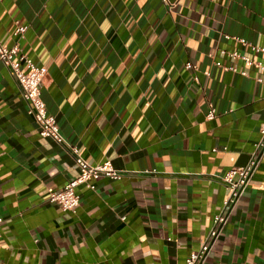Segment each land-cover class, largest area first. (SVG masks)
Here are the masks:
<instances>
[{
	"label": "crops",
	"instance_id": "obj_1",
	"mask_svg": "<svg viewBox=\"0 0 264 264\" xmlns=\"http://www.w3.org/2000/svg\"><path fill=\"white\" fill-rule=\"evenodd\" d=\"M168 2L0 0V45L45 69L61 136L124 173L79 186L75 213L47 202L79 171L38 135L0 63V264H185L198 250L228 196L221 178L247 163L264 123V73L243 60L264 65V0ZM258 158L201 264H264Z\"/></svg>",
	"mask_w": 264,
	"mask_h": 264
},
{
	"label": "built area",
	"instance_id": "obj_2",
	"mask_svg": "<svg viewBox=\"0 0 264 264\" xmlns=\"http://www.w3.org/2000/svg\"><path fill=\"white\" fill-rule=\"evenodd\" d=\"M167 5H171L168 0H161ZM26 28L17 26L13 33L14 37H22ZM242 45L246 43L239 41ZM257 53L264 55V49H254ZM224 54V52H222ZM231 56H237V54H231ZM244 62L251 67L259 69L264 73V65L261 62L253 61L244 57ZM0 63L6 67L13 75L17 82L21 97L28 107V114L33 118L37 129L38 135L44 139H50L56 144L60 145L68 152L73 158L75 166L78 169V176L66 183L64 187L59 190L52 188L46 189V200L50 204L57 205L63 212L75 213L79 206L80 197L76 192L79 186L85 185L87 188L94 190L95 186L92 185L91 180L93 178H108L111 180H119L124 174L113 168L109 161H105L98 165H89L85 159L80 155L78 148L75 145L68 143L60 134L56 125V121L52 115H50L46 106L41 98V85L45 77L46 71L42 67L36 66L26 55L22 54L17 44L7 48L0 45ZM218 68H221L227 72L238 73L237 69L233 66H223L220 63H215ZM185 69L192 72H197L198 68L191 64L186 63ZM209 77V72L203 73ZM246 76L245 73H240ZM195 82L198 81L196 75L193 76ZM258 83L264 85V79H257ZM215 117V110L210 106L209 112L206 115L207 120H212ZM264 150V123L259 128V139L253 145V150L247 163L242 167L230 169L222 178L221 181L225 188L228 190V196L223 201L221 210L214 217L212 226L205 237L202 239L200 246L196 252H193L185 260V264H201L203 263L210 245L216 238L220 226L226 219L228 210L236 203L241 191L248 183L252 172L254 171L258 162V157L261 151ZM1 224V220H0Z\"/></svg>",
	"mask_w": 264,
	"mask_h": 264
}]
</instances>
